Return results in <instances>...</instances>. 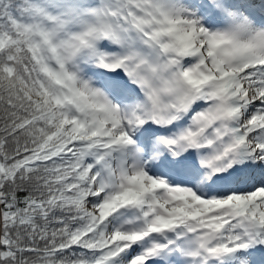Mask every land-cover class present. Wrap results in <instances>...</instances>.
Here are the masks:
<instances>
[{
  "label": "snow or ice",
  "instance_id": "obj_1",
  "mask_svg": "<svg viewBox=\"0 0 264 264\" xmlns=\"http://www.w3.org/2000/svg\"><path fill=\"white\" fill-rule=\"evenodd\" d=\"M0 264H264V0H0Z\"/></svg>",
  "mask_w": 264,
  "mask_h": 264
}]
</instances>
